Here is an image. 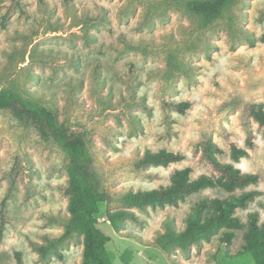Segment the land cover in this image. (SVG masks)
Wrapping results in <instances>:
<instances>
[{
    "label": "rangeland",
    "instance_id": "374dc122",
    "mask_svg": "<svg viewBox=\"0 0 264 264\" xmlns=\"http://www.w3.org/2000/svg\"><path fill=\"white\" fill-rule=\"evenodd\" d=\"M0 0V89L51 109L60 123L85 129L102 185L110 195L122 189H152L171 183L176 169L189 166L191 177L212 175L196 162L203 132L221 151L219 161L258 182L234 191L217 186L187 196L177 206L137 210L116 232L100 203L98 226L110 237L112 264H254L244 250L253 213L264 222V132L249 118L247 142L243 109L221 111L234 96L264 103V0H233L213 20L193 12L194 0ZM166 101H189L180 113ZM223 130L247 154L231 156ZM182 153L168 166L138 172L134 163L144 149ZM70 157L55 142L42 140L10 112L0 110V201L7 196L0 234V264H81L83 234L59 245L61 256L42 259L31 242L46 244L59 236L68 217ZM144 172L154 174L148 177ZM15 174L13 188L9 178ZM258 194L235 214L244 227L230 244L224 227L209 241L187 249L162 250L155 240L169 225L186 226L191 207L205 198L224 199L244 191ZM121 205L114 198L109 207Z\"/></svg>",
    "mask_w": 264,
    "mask_h": 264
},
{
    "label": "trees",
    "instance_id": "16d2710c",
    "mask_svg": "<svg viewBox=\"0 0 264 264\" xmlns=\"http://www.w3.org/2000/svg\"><path fill=\"white\" fill-rule=\"evenodd\" d=\"M23 11L22 0H13ZM42 3L44 0H40ZM66 5L71 0H63ZM233 0H194L189 3L190 9L211 21L215 19ZM264 41V37H262ZM164 109H173L184 113L190 106L189 101H166L162 103ZM233 107L243 109V125L247 133L248 145H252L253 133L249 118L255 120L263 127L264 132V103L260 101H244L240 96H234L221 104V111ZM0 110L10 112L24 125L33 128L44 141H52L60 145L70 157L69 179L64 192L69 196L68 217L64 223L63 232L49 238L46 244L32 241L31 244L40 253L42 259H47L51 253L61 256L58 247L66 240L77 234H83V258L81 264H112L106 248L110 237L98 226L101 213L100 203L106 202V218L112 228L119 232L128 220H137V210L145 211L148 207L156 208L165 205L177 206L187 196L205 188L220 186L227 191L244 188L249 184L258 182L259 176L252 173H242L230 164L222 163L216 157V152L221 149L214 144L208 132L201 136L202 150L196 154V162L204 163L212 175L201 174L196 178L191 177L192 169L189 166L176 169L173 172L171 183L159 185L152 189H122L116 196L110 195L102 185L94 159L90 151L89 134L80 127L60 123L56 114L49 108L32 104L9 88L0 89ZM223 141L229 149L231 156L238 159L247 154V150L238 146L223 130ZM180 152L161 149L154 151L144 149L134 167L138 172H143L148 166H168L171 163L184 160ZM148 177L154 174L144 172ZM15 174L9 178V186L13 188ZM257 191H244L239 195L227 198H205L193 205L186 217V226L176 230L169 225L167 230L155 240V243L164 251L174 247L187 249L191 244L200 240L209 241L221 228L224 231L221 241L227 245L232 242L235 230L244 227V223L235 214L237 208H244L253 201ZM116 198L121 205L112 209L110 202ZM7 196L0 201V234L7 219ZM246 243L244 250L250 253L254 264H264V222L258 224V214L250 215L245 234ZM17 264H23L22 254L15 253Z\"/></svg>",
    "mask_w": 264,
    "mask_h": 264
}]
</instances>
